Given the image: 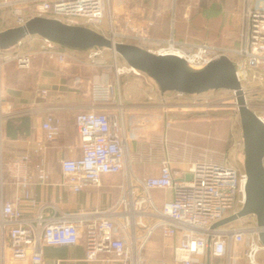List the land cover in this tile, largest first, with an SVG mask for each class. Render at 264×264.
Segmentation results:
<instances>
[{
	"label": "built area",
	"instance_id": "1",
	"mask_svg": "<svg viewBox=\"0 0 264 264\" xmlns=\"http://www.w3.org/2000/svg\"><path fill=\"white\" fill-rule=\"evenodd\" d=\"M111 2L0 0V31L22 25L36 15L52 17L66 23L92 27L114 41L140 38L138 45L157 54L178 55L194 68L203 67L227 54L235 63L245 92L250 81L264 79V0H243L245 25L241 33L242 44L233 50L207 42L180 41L173 34L168 38H156L134 31L136 29L131 34L116 33L112 30ZM106 20L109 29L105 25ZM154 43L155 49L150 47ZM103 49L106 48L94 47L85 51L89 52L85 56L91 68L98 69L97 58ZM76 53V50L40 35L21 38L8 48L0 47V185L4 172H7L15 190L13 199L0 196L1 257H4L8 242L14 259H30L34 264H40L43 244L74 245L83 241L87 261L141 264L145 261L143 248L154 232L160 230L165 246L173 249L172 260L162 261V264H207L208 248L211 255L224 256L229 253L232 244L244 245L243 256L247 264H264V244L258 236L264 227L258 226L254 214L213 227L215 222L241 209L246 197L247 174L244 167L233 165L225 159L219 160L212 150L205 148L202 157L197 159L184 151L181 157L188 161V167L177 176L171 164L172 156L165 150L158 174L133 179L129 159L130 137L126 130L121 92L117 90V93L114 85L98 77V74L90 84L92 105L79 110L75 116L81 153L60 159L61 184L78 192L101 185L104 174L124 172L128 180L126 187L114 205L101 211H64L50 217L42 212L32 217L24 214V200L38 204L33 197L32 185L36 179L45 182L49 176L48 149L60 136L62 121L60 115L47 113L41 122L40 132L29 148L19 156L4 161L1 152L3 121L32 111L17 108L5 97L1 69L10 62L28 69L35 56L41 54L65 67H71L81 60ZM116 74L118 77L124 74L145 75L152 79L126 62L117 69ZM154 84L162 100L176 99L192 105L201 104L197 96L202 93H162L155 81ZM228 91L235 97L233 91ZM48 93V88H41L43 97ZM258 115L264 121V114ZM170 122L168 120L167 124ZM240 142L243 145L242 137ZM187 175L191 176L190 179L186 178ZM154 188H170L173 196L159 206L151 195ZM47 206L43 204L42 208ZM169 240L174 241L167 244Z\"/></svg>",
	"mask_w": 264,
	"mask_h": 264
},
{
	"label": "crops",
	"instance_id": "2",
	"mask_svg": "<svg viewBox=\"0 0 264 264\" xmlns=\"http://www.w3.org/2000/svg\"><path fill=\"white\" fill-rule=\"evenodd\" d=\"M244 25L243 17V29ZM171 34L177 38L176 33ZM241 37L237 45L228 49H238L242 44ZM84 52L77 51L76 57L81 60L71 67H65L42 54L35 56L32 66L28 69H22L13 62L2 66L3 94L17 108L24 107L32 111L23 114L27 116L14 122L16 126H20L15 135L10 134L8 125L10 118L3 121L1 152L4 161L19 156L29 148L40 132L41 122L47 113L54 112L60 115L62 121L61 134L48 149L49 176L45 182L36 179L32 185L33 197L38 204L33 205L28 200L22 202L26 216L32 217L42 212L43 215L50 217L64 211L89 212L108 209L118 201L127 185L128 180L124 172L104 174L101 185L90 186L78 192L61 184L60 159L81 153L80 137L75 121L76 113L92 105L90 84L95 74L107 78V73L104 71L99 73L91 69L86 56L83 55ZM127 76L131 77L132 82L121 92L126 130L131 121L140 120L144 123L147 120L146 125L142 124L141 128L144 129L142 135L129 143L133 179L158 174L165 150L172 156V167L179 176L188 167V161H184L181 157L184 151L193 159H197L202 157L203 149L211 147L201 143L200 140L202 129L209 124V121L191 115V107L195 105L176 99L162 100L160 94L155 91L154 81L145 75ZM43 87L49 90L46 97L40 94ZM175 110L178 113H175ZM168 120L171 121L169 125ZM14 194L12 181L7 172H4L0 196L4 199H13ZM151 195L154 202L161 206L173 196V193L170 188H154L151 190ZM43 204L48 206L42 208ZM173 241L169 240L167 244ZM144 248L150 249V253L154 251L160 254L168 253V260L162 258L160 264L162 261L172 260L173 249L171 246H165L160 230L154 232ZM42 250L43 260L40 264H99L98 261L85 259L86 248L83 241L74 245L43 244ZM229 250L224 256L211 255L210 264H247L243 256V244H232ZM0 264L34 263L30 259H14L7 242L4 257L0 255Z\"/></svg>",
	"mask_w": 264,
	"mask_h": 264
},
{
	"label": "rangeland",
	"instance_id": "3",
	"mask_svg": "<svg viewBox=\"0 0 264 264\" xmlns=\"http://www.w3.org/2000/svg\"><path fill=\"white\" fill-rule=\"evenodd\" d=\"M110 8L112 30L116 33L131 34L136 29L134 31L156 38H168L171 33H176L180 41L207 42L230 48L237 45L243 29V0H112ZM105 25L109 29L107 20ZM139 40L124 38V42L135 44ZM155 45L150 44V47L155 49ZM83 55H89V52ZM98 55V69H91L107 73L106 80L114 85L116 92H123L132 82L127 74L119 77L116 74L117 69L125 64L123 58L117 53L115 56L114 51L107 48ZM246 96L252 109L264 114V79L250 81ZM197 99L201 104L191 107V115L209 121L200 134L201 143L211 146L209 149L217 159H225L243 168L241 124L235 97L228 90L219 89L204 92ZM146 122H129L127 134L131 142L142 135L144 129L141 127ZM146 248L142 252L145 261L141 264H160L162 258L168 260V253H150Z\"/></svg>",
	"mask_w": 264,
	"mask_h": 264
},
{
	"label": "water",
	"instance_id": "4",
	"mask_svg": "<svg viewBox=\"0 0 264 264\" xmlns=\"http://www.w3.org/2000/svg\"><path fill=\"white\" fill-rule=\"evenodd\" d=\"M29 35H40L71 50L87 51L94 47L111 49L130 66L151 77L162 93L178 91L199 94L219 89L233 91L243 138L246 197L240 210L215 222L213 227L229 224L249 214H254L258 226L264 227V121L248 103L230 56L222 54L203 67L194 68L178 55L157 54L135 43L114 41L86 25L70 24L39 15L29 18L22 25L1 30L0 47L8 48ZM190 177L186 176L187 179ZM258 236L264 244V229L259 231ZM210 256L208 248L207 264H210Z\"/></svg>",
	"mask_w": 264,
	"mask_h": 264
},
{
	"label": "trees",
	"instance_id": "5",
	"mask_svg": "<svg viewBox=\"0 0 264 264\" xmlns=\"http://www.w3.org/2000/svg\"><path fill=\"white\" fill-rule=\"evenodd\" d=\"M25 116H27V115H20V116L8 119V125H9L10 131H11L10 132L11 135H15L17 133V130L20 129V126H16L14 122L16 120H19V119L25 117Z\"/></svg>",
	"mask_w": 264,
	"mask_h": 264
}]
</instances>
